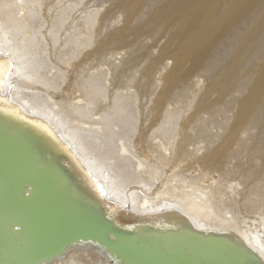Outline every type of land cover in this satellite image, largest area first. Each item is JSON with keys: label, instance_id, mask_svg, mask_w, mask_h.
Wrapping results in <instances>:
<instances>
[{"label": "bare ground", "instance_id": "obj_1", "mask_svg": "<svg viewBox=\"0 0 264 264\" xmlns=\"http://www.w3.org/2000/svg\"><path fill=\"white\" fill-rule=\"evenodd\" d=\"M0 76L119 220L185 216L264 260V0H0ZM50 264L117 263L86 243Z\"/></svg>", "mask_w": 264, "mask_h": 264}, {"label": "water", "instance_id": "obj_2", "mask_svg": "<svg viewBox=\"0 0 264 264\" xmlns=\"http://www.w3.org/2000/svg\"><path fill=\"white\" fill-rule=\"evenodd\" d=\"M15 110L0 108V264H50L86 243L117 264H264L239 238L199 230L185 216L119 220L62 138ZM45 139L67 157L44 149Z\"/></svg>", "mask_w": 264, "mask_h": 264}, {"label": "snow or ice", "instance_id": "obj_3", "mask_svg": "<svg viewBox=\"0 0 264 264\" xmlns=\"http://www.w3.org/2000/svg\"><path fill=\"white\" fill-rule=\"evenodd\" d=\"M2 83H3V77L0 76V84H2ZM100 191H101V193H103L104 192V189L101 187L100 188Z\"/></svg>", "mask_w": 264, "mask_h": 264}, {"label": "rangeland", "instance_id": "obj_4", "mask_svg": "<svg viewBox=\"0 0 264 264\" xmlns=\"http://www.w3.org/2000/svg\"><path fill=\"white\" fill-rule=\"evenodd\" d=\"M158 50V49H157ZM157 50H156V52H157ZM170 64H171V62L169 63V66H170Z\"/></svg>", "mask_w": 264, "mask_h": 264}]
</instances>
